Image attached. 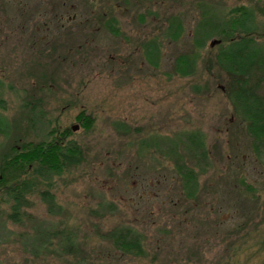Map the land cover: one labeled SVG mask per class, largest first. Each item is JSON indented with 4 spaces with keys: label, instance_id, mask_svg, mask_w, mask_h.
Wrapping results in <instances>:
<instances>
[{
    "label": "rangeland",
    "instance_id": "374dc122",
    "mask_svg": "<svg viewBox=\"0 0 264 264\" xmlns=\"http://www.w3.org/2000/svg\"><path fill=\"white\" fill-rule=\"evenodd\" d=\"M243 6L264 47V0H0V118L10 126L0 158L53 129L82 150L31 195L21 224L2 194L1 264H264V156L228 97L219 37L196 46L207 13ZM152 41L157 64L145 55ZM183 55L197 60L192 75L175 72ZM191 132L208 152L194 198L172 152L186 155ZM46 190L60 215L48 212ZM119 227L141 235L144 255L115 248Z\"/></svg>",
    "mask_w": 264,
    "mask_h": 264
},
{
    "label": "trees",
    "instance_id": "16d2710c",
    "mask_svg": "<svg viewBox=\"0 0 264 264\" xmlns=\"http://www.w3.org/2000/svg\"><path fill=\"white\" fill-rule=\"evenodd\" d=\"M258 24L257 15L244 6L232 9L223 18L207 13L197 28L199 38L196 46L203 49L208 39L219 37L216 42L221 47L216 61L232 78L228 97L236 113L246 124L256 155L263 157L264 47L257 37ZM106 26L113 34L118 35L115 22ZM171 26L176 30L173 37L177 39L181 27L176 22ZM158 53L157 44L153 41L145 47V55L150 64H157ZM196 61V58L189 55L179 57L175 72L181 76L192 75ZM79 122L88 130L93 125V120L84 114L79 117ZM74 127L71 128L73 132ZM9 132V123L0 118V135L7 136ZM66 137L65 132L53 129L39 142H16L0 158V198L4 193L11 202L9 219L14 224L23 222L24 209L30 206V197L38 192L40 185L51 181L52 176H61L66 169L80 163L81 148L75 142L67 141ZM183 137L187 153L181 156L172 151L175 152V171L181 178L187 197L194 198L199 185V173L195 167L204 171L202 166L206 163L208 152L202 133L191 132ZM40 196L51 215L61 214V207L56 204L55 195L50 190L40 192ZM109 237L115 248L135 256L144 255L142 237L136 231L119 227ZM68 241L69 247H72L73 240L68 238Z\"/></svg>",
    "mask_w": 264,
    "mask_h": 264
},
{
    "label": "water",
    "instance_id": "95a60500",
    "mask_svg": "<svg viewBox=\"0 0 264 264\" xmlns=\"http://www.w3.org/2000/svg\"><path fill=\"white\" fill-rule=\"evenodd\" d=\"M215 43L217 44V42H214L213 44H215ZM73 129L75 130V129H76V127H74Z\"/></svg>",
    "mask_w": 264,
    "mask_h": 264
}]
</instances>
